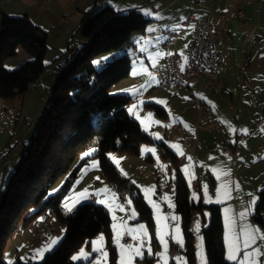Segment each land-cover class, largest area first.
Instances as JSON below:
<instances>
[{"label":"trees","instance_id":"1","mask_svg":"<svg viewBox=\"0 0 264 264\" xmlns=\"http://www.w3.org/2000/svg\"><path fill=\"white\" fill-rule=\"evenodd\" d=\"M146 23L147 18L140 12H118L109 4L84 12L78 25L83 45L60 71L34 125L33 135L23 145L19 158L8 173L6 184L0 187V264H9L3 258V251L14 233L48 212H53L64 225L59 242L40 261L16 259L11 264H85L72 260L73 250L99 231L108 232L109 215L103 204L88 198L89 201L79 203L71 212H66L60 201L74 179L77 166L70 168L81 151L95 149L94 156L102 174L119 188L120 175L108 156L109 152L137 154L141 143L152 140L141 130L138 121L129 116L126 106L130 96L111 90L128 76L131 67L128 56L116 55L114 51L128 41L132 32L142 31ZM19 47L32 57L12 69L5 68L2 60L15 55ZM47 48L46 31L28 16L1 12L2 99L24 94L44 70ZM146 105L160 116L164 113L155 103ZM162 156L169 157L172 163L175 209L185 239L188 264H196L191 217L203 208L208 210V220L201 229L208 264H235L225 257L219 205L194 202L189 197V187L178 167L177 157L167 147L163 149ZM61 176L64 177L63 182L52 190ZM127 190L133 198L138 219L146 220L153 232L151 211L140 190L134 185L128 186ZM251 217L264 230V188L257 193ZM152 238L154 240L153 233ZM113 257L114 252L111 251L109 264H116ZM145 262L153 264L150 257H146Z\"/></svg>","mask_w":264,"mask_h":264},{"label":"crops","instance_id":"2","mask_svg":"<svg viewBox=\"0 0 264 264\" xmlns=\"http://www.w3.org/2000/svg\"><path fill=\"white\" fill-rule=\"evenodd\" d=\"M106 4L118 12L136 10L147 18L145 28L132 32L126 46L114 51L116 55L128 56L131 67L128 76L115 84L113 91L126 93L130 98L134 95L139 101H144L145 106L146 103H155L164 110L161 116L157 114L159 128L151 127L149 134L162 138L158 145L161 156L165 147L177 159L182 156V150L185 161L180 163L177 160L178 167L189 189L195 193L196 198L191 197L194 202L209 204L205 202L204 185H207L208 195L215 201L217 188L223 183L229 184L231 198L221 197L220 203L212 202L218 204L221 211L226 257V208L231 209L227 215L234 218L237 233L244 224L261 229L251 215L242 220L239 214L249 209L250 201L253 197L257 198L258 191L264 188V0H203L201 5H195L193 0H111V3L109 0H0V17L1 12L28 16L46 31L48 41L65 42L71 39L73 42L67 47L73 55L81 41L78 25L84 12L94 11ZM145 10L152 15H145ZM206 16L210 17L220 34L221 66L218 75L223 83L221 95L203 90L205 79L197 77L176 91L167 90L169 93L162 98L163 93L153 90L157 85L151 69L161 63L167 53L161 46L165 33L169 30L177 33L172 50L178 54V64L184 67L185 47L194 29L193 19ZM76 39L77 42H74ZM139 85V92L133 94ZM191 92L210 108L212 116L219 122V130L214 129L209 120L200 117L197 107L191 102ZM153 93L157 94L152 97ZM149 97L152 99L145 102ZM159 97L165 103H158L156 99ZM3 104L4 101H0V107ZM137 121L141 128L138 118ZM224 134L228 135V145L238 154L237 158L222 152L226 143ZM239 134L242 137L236 139ZM4 155L3 152L0 154V161ZM144 158L153 161L150 152ZM162 158L168 167H172L169 157ZM6 164L5 161L3 171ZM155 169L154 166L152 175H146V180L154 179L157 184ZM184 169H187V175ZM137 171L140 172V168L136 167L130 177H134ZM198 172L203 174L198 186L193 189L192 182ZM162 185L163 182L157 184ZM164 191L160 189L158 195H164ZM170 192L174 195V186ZM205 211L208 210L203 208L199 211L202 227L208 220ZM47 218H40L39 221L36 218L15 233L6 244L14 248L8 253L5 248L3 258L7 262L16 259L40 261L43 257L37 255V250L47 245L50 238L61 239L64 233L63 225L56 219L51 221L50 215ZM258 244L264 248V242L258 241ZM260 260L264 264V256Z\"/></svg>","mask_w":264,"mask_h":264},{"label":"rangeland","instance_id":"3","mask_svg":"<svg viewBox=\"0 0 264 264\" xmlns=\"http://www.w3.org/2000/svg\"><path fill=\"white\" fill-rule=\"evenodd\" d=\"M78 37L81 38L78 49L83 45V38L78 34ZM71 39L69 41H61V40H47V50L44 55L45 67L42 73L29 85L28 89L19 97H13L9 99H2L0 97V101H4V104L0 107V154L5 153L4 159L0 161V187L6 184V178L8 173L11 172L12 168L16 160L19 158L23 145L27 144L29 138L33 135L34 125L39 120V117L42 113L43 107L47 101L48 94L58 78L60 71L64 68L67 62L72 58V54L68 51L67 44H71ZM77 42V39L74 41ZM127 42L123 45V48L126 46ZM32 56L22 50V48H18L15 55L7 57L2 60V65L7 69H12L18 66L21 62L26 59L31 58ZM186 58V54H185ZM186 61V60H185ZM181 67V65L179 64ZM141 85L137 86L136 90ZM112 87V91L114 90ZM153 90H157L156 92L163 93L161 95L164 98L169 92L167 90L155 86ZM154 94L157 93H153ZM134 96V95H133ZM130 98L129 103L127 104V112L132 119L139 120L141 122V130L147 133L150 138H153L149 142H144L140 144V149L137 154H129L127 152H119V151H111L112 157H116L119 159V168L113 163L120 175V186L119 188L115 186L106 176H104L98 167H94V162H98L97 157L93 155L85 156L84 154L93 150V148H87L81 151L77 157L73 160L71 165L73 167L77 166L76 174L72 182H70V186L65 194L62 196L60 205L62 209L66 212L67 209L65 204H69L72 206L73 198L77 196L78 193L83 192L85 189L88 190L89 194H93L95 198H89L90 201H97L101 199H105V194L101 193L100 195H96V191L98 189H102L105 186L111 190V192L115 193V200L109 201L113 205L112 210L110 211L108 207L105 206L109 215V229L106 233L105 230L99 231L93 237L88 240L82 241L71 253V258L75 262H85V264H109L110 262V252H114V261L116 264H120V249L117 247L115 243L116 232L113 230V225H117V230L121 231L122 238L123 236L128 238V241H124L122 238L120 239V243L123 245H132L133 248L141 247V240H143V246L141 247L142 258L134 257L132 264H145V258L150 257L153 264H164L163 259L156 255L157 253L164 252L163 245L160 243L157 237L158 228L163 232L165 239L168 241L167 247V264H184V261L188 260L185 254V239L181 229L180 220L174 221L171 219L172 215L178 216V213L174 208L169 207L168 202L165 200V196L171 198L172 203L174 202V195L170 192L173 189V183L171 181L173 170L171 165L167 166V163L162 158L159 153V142L162 138L155 134V136H151L149 134V130L158 129L159 126L157 121L159 119L157 113L154 109L147 107L144 105V101H139L136 96ZM152 97L149 99H145V102L150 101ZM157 98V101H160ZM139 103V104H138ZM134 106H136L134 108ZM129 109H133V111H129ZM155 120V121H153ZM152 127V128H151ZM160 131V129H159ZM158 132V131H157ZM156 132V133H157ZM167 140V139H166ZM154 150V151H152ZM10 151V152H9ZM150 152L153 158V161L149 162L144 157ZM109 156V155H108ZM110 158V156H109ZM112 161V159H110ZM179 161V157L177 159ZM6 161L5 169L3 171V165ZM113 162V161H112ZM180 162V161H179ZM144 164V165H142ZM156 167L157 172V184L162 186H157L156 181H147L146 175L151 173L153 174V167ZM140 168V172L137 171L134 177H130V174L133 173L135 168ZM120 169H123L127 175H122ZM161 172V174H160ZM7 174V175H6ZM159 174V175H158ZM162 175V176H161ZM64 176V175H63ZM61 176L52 186V190L58 188V186L63 182L64 177ZM160 176V177H159ZM99 177V179H97ZM135 182V183H133ZM199 182V181H198ZM199 184V183H198ZM136 186L141 193V196L147 205V207L151 211L152 220H153V232L146 220L138 219V213L133 202V198L127 190L128 186ZM122 186V187H121ZM154 186V194L151 195V199L159 205V213L156 212L155 209L148 203L145 199L144 189L151 188ZM193 188V184H192ZM165 190L164 195L159 196V190ZM190 198L193 197L194 192L189 189ZM87 199H82L80 203L89 201ZM130 201V203H129ZM79 203H76L77 205ZM123 206V210L121 207ZM73 208V207H72ZM135 210L136 216L132 218V211ZM208 214V211H205ZM50 215V220L56 219L61 225H63L55 216L53 212H48L45 216H41L37 218V221L44 218H47ZM157 215L161 217H167V219H163L160 225L157 224ZM115 216V220L113 219ZM48 219V218H47ZM34 221V220H33ZM30 224V223H29ZM124 225L123 229H120L119 226ZM139 225H144L146 228L147 235L142 236L139 232L132 233L128 231V229L138 228ZM179 226L180 234L183 238V247H181L176 241L173 239V236L176 235L175 229L176 226ZM197 225H199V231H197ZM64 226V225H63ZM190 228L193 234V254L196 264H200V258L197 255L198 247L197 245L200 243L201 229H202V215L201 212L195 211V213L191 217ZM152 233L154 235V240L152 238ZM15 235V233H14ZM13 235V236H14ZM101 235L104 237L103 241H100L99 238ZM135 236V239L133 238ZM12 238V237H11ZM10 238V239H11ZM9 239V240H10ZM8 240V241H9ZM93 241L97 242L96 247L99 249L94 251ZM7 244V243H6ZM54 247V246H53ZM52 247V248H53ZM151 248L152 255L148 254V248ZM176 248V253L173 255L170 254L171 248ZM7 248V253L12 251L13 247L8 245L5 246ZM51 248V249H52ZM81 249H83L86 256H80ZM204 249V245H203ZM107 253L105 257L104 253ZM205 252V249H204ZM206 254V252H205ZM79 257L78 259H73V257ZM176 257H182L183 260L177 261ZM207 257V256H206ZM208 264V262H207Z\"/></svg>","mask_w":264,"mask_h":264},{"label":"snow or ice","instance_id":"4","mask_svg":"<svg viewBox=\"0 0 264 264\" xmlns=\"http://www.w3.org/2000/svg\"><path fill=\"white\" fill-rule=\"evenodd\" d=\"M109 2L111 3V0H109ZM145 15H152V13L148 10H145ZM106 59V58H105ZM186 60V58H185ZM94 63H99L98 61H94ZM181 70H183V65L181 66ZM135 74V73H134ZM144 87V86H142ZM136 92H139V89L135 90V92L133 94H135ZM158 103H165L164 101H157ZM136 106H134L135 108ZM129 111H133V109H129ZM139 119V117H137ZM245 132L247 130H244ZM173 147H177V146H173ZM154 151V150H152ZM95 152V149L91 150L90 152L85 153V156H91L93 155V153ZM180 154L183 155L182 150L180 151ZM110 159H112L113 163L116 164V166L119 168V159H117L116 157H112L111 154H109ZM191 158H189L190 160ZM94 167H98V162H94L93 164ZM186 175H187V169H184ZM120 172L122 175H127V173H125L123 171V169H120ZM230 173H225V175H228ZM174 178V177H173ZM97 179H99V177H97ZM135 183V182H133ZM190 183V181H189ZM145 192V199L148 201V203L153 207V209L156 210L157 213H159V205L156 204L152 199H151V195L150 194H154V186L151 188H146L144 189ZM101 193L105 194V199H101V200H97V203L100 204H104L106 207L109 208V210H112L113 205L111 203H109V201H114L115 200V193L111 192V190L109 188H107V186H105L102 189H98L96 191V195H100ZM252 195V194H249ZM89 196L88 190L85 189L83 192L78 193L76 197L73 198V203L72 206H69V204H65V207L67 209V211L71 212L72 211V207L75 206L76 203H80L82 199H87ZM194 198L195 197V193L193 194ZM204 197H205V202L206 203H212V202H216V203H220L221 202V197L223 198H231V189L229 188V184L228 182L223 183L220 187L217 188L216 191V199L215 201H213V199L208 195V189H207V185H204ZM165 200L168 202L169 207L174 208L175 205L172 203L171 198L168 196H165ZM256 197H253L252 201H250L249 204V209L245 212H241L240 218L242 220L246 219V217L248 215H251L252 212H254L255 210V205H256ZM130 203V201H129ZM121 210H123V206H120ZM231 212V209L226 208L225 209V213H226V217H225V224H226V233H225V242H226V259L229 261H233L235 262V264H262L260 257L264 256V248H262L259 244L258 241H262L264 242V231H262L261 229H259L258 227H254L251 224H244L241 226L240 228V232L237 233L235 231V220L231 215H227L228 213ZM136 213L135 210L132 211V218H135ZM113 219L115 220V216H113ZM163 219H167V217H161L159 215H157V224L160 225L161 221ZM171 219L174 221H178L179 217L172 215ZM120 229L124 228V225H120L119 226ZM113 230L114 232H116V238H115V243L117 244V247L120 249V264H132V261L134 259V257H140L142 258V252H141V247L143 246V240H141V247H136L133 248L132 245H123L120 243V239L122 238V233L121 231L117 230V225L114 224L113 225ZM128 231L132 232V233H136L139 232L142 236H146L147 232H146V228L144 225H139L138 228H134V229H128ZM197 231H199V225H197ZM175 233L176 235L173 236V239L176 241V243H178L181 247H183V238L182 235L180 234V229L179 226H176L175 229ZM157 237L160 241V243L163 245L164 248V252L162 253H157L156 255L160 256L163 261L164 264H167V247H168V241L165 239V236L163 234V232L161 231L160 228H158L157 231ZM135 239V236L133 237ZM60 238H50L49 243L47 245H45L43 248L37 250V255H39L40 257H43L44 253L46 251H49L52 246H54L55 244L58 243ZM104 237L101 235V237L99 238L100 241H103ZM93 246H94V251L99 250L96 245L97 242L93 241ZM198 247V252L197 255L200 258V264H207V257L206 254L204 252L203 249V237H200V243L197 245ZM242 253V255H241ZM148 254L152 255V251L151 248H148ZM87 254L84 253L83 249H81L80 252V256H86ZM105 257L107 256V253H104ZM79 257L74 256L73 259H78ZM177 261H181L183 260L182 257H176L175 258ZM9 264H11V262H9ZM184 264H187L186 261H184Z\"/></svg>","mask_w":264,"mask_h":264},{"label":"built area","instance_id":"5","mask_svg":"<svg viewBox=\"0 0 264 264\" xmlns=\"http://www.w3.org/2000/svg\"><path fill=\"white\" fill-rule=\"evenodd\" d=\"M203 0H193L195 5H201ZM242 14V12H240ZM191 18H188V20ZM194 29L193 33L186 44L185 54L186 61L181 70L178 64V54L175 50H172L173 45L177 37V33L172 30L170 33H165L161 46L167 50L164 60L152 67L151 71L154 76L157 85V78H166L167 90L176 91L181 86L182 80L195 79L197 77H204L203 90L220 96L223 90V83L218 75V68L221 66V60L218 58V51L220 48V34L214 28L213 23L209 16L193 19ZM191 102L197 107L198 113L201 118H205L210 121L214 129L219 130V122L216 118L210 117V112L199 109L196 102L193 101V97H190ZM181 132V129H179ZM241 134L237 135L236 139H240ZM226 141L225 146L222 147L223 153H229L234 158H237L238 154L234 152L228 145V135L224 134ZM185 141V138H184ZM185 160V156H184ZM202 173L198 172L196 178L193 180V189L198 186ZM90 198H95L93 194H89ZM19 231V230H18ZM124 241H128V238L123 236ZM176 253V248L172 247L170 254Z\"/></svg>","mask_w":264,"mask_h":264},{"label":"bare ground","instance_id":"6","mask_svg":"<svg viewBox=\"0 0 264 264\" xmlns=\"http://www.w3.org/2000/svg\"><path fill=\"white\" fill-rule=\"evenodd\" d=\"M170 32H172V30L167 31L166 33H170ZM218 58L221 60V48H219V51H218ZM189 82H190L189 80H182L181 81V85L188 84ZM157 86L167 90V80H166V78H157ZM189 95H190V97H193V101L196 102V104L198 105L199 109H203V111L210 112V117H213L212 114H211L210 108L204 103V101L201 98L197 97L192 92ZM179 161H180V163H183L185 161L183 155L179 157ZM156 174H157V172H156ZM160 174H161V172H160Z\"/></svg>","mask_w":264,"mask_h":264}]
</instances>
